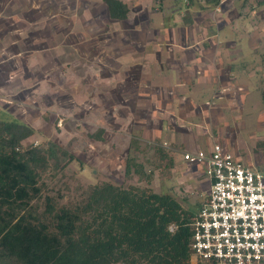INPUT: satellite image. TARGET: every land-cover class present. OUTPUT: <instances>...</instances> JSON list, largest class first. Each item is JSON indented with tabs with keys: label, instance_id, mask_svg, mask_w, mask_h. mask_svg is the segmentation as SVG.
Listing matches in <instances>:
<instances>
[{
	"label": "rangeland",
	"instance_id": "obj_1",
	"mask_svg": "<svg viewBox=\"0 0 264 264\" xmlns=\"http://www.w3.org/2000/svg\"><path fill=\"white\" fill-rule=\"evenodd\" d=\"M14 1L3 0L8 4ZM39 1L40 5L44 4L42 7L50 2ZM53 1L58 11L53 23L56 31L53 46L48 48V53L33 55L37 64L30 76L20 67L23 77H28L31 83L24 84L18 74L0 83V120H19L35 130L23 141L24 147L46 150L50 143H55L67 152L66 155L59 152V165L52 158L48 170L42 173L44 189L40 204L46 195H51L58 205H77L84 202L97 185L111 183L123 188L171 193L196 215L207 197L208 184L195 179L205 176L203 166L188 164L183 159L185 151L180 134H168L159 129L162 125L160 108L164 103H159L155 96L159 88L158 71L153 70L150 77L144 73L142 63L149 51L163 43L153 29L168 26L164 22L165 13L168 14L166 8L174 3L177 8L178 0H127L132 11L124 21L110 18L103 0ZM65 2L86 7V17L79 19L77 14L75 21L68 22L71 44L67 46L63 45L62 34H59L61 25H67L60 16L67 14L63 11L67 10ZM162 4L164 11L160 12ZM3 7L2 14H12V10ZM227 7L229 10L212 12L215 14L211 21L213 31L216 30L220 46H243L244 51H249L246 48L251 45L256 47L246 53L245 60L237 63L240 68L237 72L243 66V70L252 75L240 78L237 88L234 86L238 94L223 92V98H216L214 102L206 99L213 95L214 86L200 89L197 106L208 114L211 107L215 108L213 116L207 114L210 123L205 124L199 108L192 110L190 101L184 103L183 113H190V128L199 135L201 123L215 142L258 161L255 169L264 172V102L261 97L264 0H227L224 8ZM183 15L180 12L177 18L182 25ZM221 16L225 17L224 24ZM37 17L41 19V15L30 12V18L26 17L27 21L18 29L16 26L20 23L7 28L8 23L1 22L0 40L8 36L22 42L31 35L30 31L46 34L50 25L35 21ZM206 26L210 27V22ZM188 88L196 90L197 87ZM210 138L203 136L200 140L211 142ZM161 149L174 157L171 166L162 159ZM190 263L198 264L193 257Z\"/></svg>",
	"mask_w": 264,
	"mask_h": 264
},
{
	"label": "trees",
	"instance_id": "obj_2",
	"mask_svg": "<svg viewBox=\"0 0 264 264\" xmlns=\"http://www.w3.org/2000/svg\"><path fill=\"white\" fill-rule=\"evenodd\" d=\"M103 1L110 18H128L125 2ZM185 1L187 24L192 9L219 3ZM261 62L264 69V52ZM34 132L25 122L0 120V264H191L195 213L171 193L104 183L80 204L58 205L46 195L41 205L42 173L67 152L55 143L24 147ZM159 152L167 166L174 163Z\"/></svg>",
	"mask_w": 264,
	"mask_h": 264
},
{
	"label": "crops",
	"instance_id": "obj_3",
	"mask_svg": "<svg viewBox=\"0 0 264 264\" xmlns=\"http://www.w3.org/2000/svg\"><path fill=\"white\" fill-rule=\"evenodd\" d=\"M49 1L50 2H46L47 5L45 7H42L44 4L40 5L39 0H28V2L25 0H15L13 4H8L7 2L0 0V23L7 22L9 25L6 24L7 28H10V25H14L15 23H17V25L20 23L19 26H16L17 29L18 27L22 28L23 25L21 24L23 21H27L26 17L30 18V12L41 15V19L37 17L35 21L40 22L41 20L42 22L40 23H46V26L50 25V29L47 28V30L50 31H47L46 34L39 35L38 32L31 33L32 31H30L31 35H29L27 39L22 40V42H20L21 39L12 40V38H8V36H5L4 39L0 40V83H3L5 78L6 80L16 78L17 74L20 79H23V81L26 82H23L24 84H27L28 82L31 83V81L28 80V77H23L22 72L20 71L21 68H24L26 75L30 76L31 70H33L34 66L37 64L33 55L48 53V48L53 46L54 34L56 32L53 23L55 22V18H57L58 11L56 12L54 1ZM121 1L125 2L130 7L127 0ZM176 2H178L177 8L180 9L179 11L175 6L176 3L170 5L168 9L166 8L168 14L166 15L165 13L164 19L166 21L164 20V22L167 23L168 26L153 29V32H158L157 34L160 35V41H163V43L149 51V54H146L148 57L145 58L144 56L142 58V60H144L142 62L144 69H142L144 73H148L150 77L154 72L153 70L156 69L158 71L157 79L159 88L158 94H155V96L159 103H164L163 108H160V120L162 125H160L159 129L168 134H180L182 138L180 141L182 142L181 147L184 148V151H194L195 149H202V147L209 149L215 140L210 138L206 127H201V123L198 126V130L201 131L200 135L197 133V130L190 128V125L192 124L190 123L191 121L189 122L188 118L190 113H183L185 112L183 108L186 109V107H183L185 106L184 103L190 101V105L193 107L192 110H194V108H199L197 106L196 98L200 94V89L209 85L214 86L216 89L214 88L213 95L206 98L207 102L210 100L214 102L216 98H223V92L233 91L231 93L232 95L235 93L238 94L234 86H238L237 84L240 78L246 79L252 74L243 70V66L241 68L242 70L237 72V69H240L237 63L243 59L245 60L246 53H251V50H254L256 47L251 45L246 48V50L249 51H244L243 46H220L217 41L216 30L213 31L214 24L211 21H214V15L221 11L215 12V8L201 10L196 8L192 9L193 22L187 24L184 21L186 1L178 0ZM225 3L222 5L223 11L229 10V7H227V9L224 8ZM1 5L12 10V14L7 16L6 14H2L4 7L2 8ZM66 5L67 10L64 9L63 11L65 13L67 12V14H62L60 16L62 17L63 22H67V25H61V31H59L61 33L59 34H62L63 45L67 46L71 44V26L68 22L75 21L77 14L79 15V19L81 16L86 17V12L84 10L86 7H82L80 3L76 6L75 2L68 4L65 2V6ZM12 6L14 9H12ZM138 6L141 5L139 4ZM159 7L162 9L160 12H163L164 4ZM82 8L83 10L81 13ZM129 9L132 11L131 7ZM180 12L184 14L182 19L183 25L178 23L177 20ZM212 12L215 14H212ZM222 18L223 17L221 16L220 21L224 24L225 17L223 20ZM128 19L129 15L126 20ZM209 22L211 25L210 27L206 26ZM39 37L43 38V40L37 41L36 38L38 39ZM50 38L52 39L51 42L49 41ZM211 42H213V44H210ZM20 61L22 64H20ZM144 62H146L147 65H144ZM155 64H157V66H155ZM146 66H149L150 68H147ZM191 85L196 86V90H189L188 87ZM244 87L246 89L245 85ZM213 109H215L214 106L211 107L209 114L205 113V111L200 108L198 109V111L200 110L203 120L206 122L205 124L210 123L207 114L213 116ZM200 136H206V138L209 137L211 142H206V139L200 140L202 139ZM230 151L253 168H256L259 164L258 161L256 162L252 160L248 155H244V157L240 152L235 151L234 149ZM195 179L197 181L202 180L208 184L206 192L208 194L210 180L202 175L199 179L198 177H195Z\"/></svg>",
	"mask_w": 264,
	"mask_h": 264
},
{
	"label": "built area",
	"instance_id": "obj_4",
	"mask_svg": "<svg viewBox=\"0 0 264 264\" xmlns=\"http://www.w3.org/2000/svg\"><path fill=\"white\" fill-rule=\"evenodd\" d=\"M226 1L219 0L215 12ZM183 159L203 166L210 180L193 218V259L198 264H264V172L219 142L185 151Z\"/></svg>",
	"mask_w": 264,
	"mask_h": 264
}]
</instances>
